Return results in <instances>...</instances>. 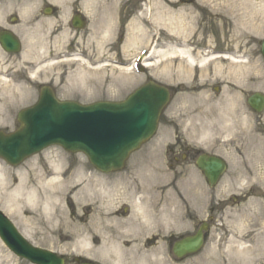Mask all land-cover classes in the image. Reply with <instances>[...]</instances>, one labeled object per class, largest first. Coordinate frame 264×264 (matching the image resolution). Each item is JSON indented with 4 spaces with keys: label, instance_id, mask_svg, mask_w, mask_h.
Wrapping results in <instances>:
<instances>
[{
    "label": "flooded vegetation",
    "instance_id": "flooded-vegetation-1",
    "mask_svg": "<svg viewBox=\"0 0 264 264\" xmlns=\"http://www.w3.org/2000/svg\"><path fill=\"white\" fill-rule=\"evenodd\" d=\"M106 4V0H0V124L16 129L17 112L39 98L44 46L47 57L58 61L70 57L100 61L106 24L114 21ZM46 12L53 16V29L44 41ZM118 25L116 44L121 45L120 19ZM230 58L237 63L231 69L223 61L220 68L188 72L195 78L220 77L212 85L166 86L169 102L160 150L151 146L152 150L135 151L140 156L117 172L86 168L83 223L88 260L250 264L255 247L251 238L258 233L260 219L264 247L262 112L256 114L248 103L249 57ZM203 92L213 100H197L195 95ZM177 94L179 113L170 108ZM219 162L224 165L220 173ZM219 191H227V197H218ZM199 230V249L177 258L175 243L199 236Z\"/></svg>",
    "mask_w": 264,
    "mask_h": 264
},
{
    "label": "rangeland",
    "instance_id": "rangeland-1",
    "mask_svg": "<svg viewBox=\"0 0 264 264\" xmlns=\"http://www.w3.org/2000/svg\"><path fill=\"white\" fill-rule=\"evenodd\" d=\"M108 1L111 2L108 4L109 7H113L115 13L116 8H125L131 3L132 18L130 22H132V24L131 27L129 25V28L127 27L123 29V32L124 38L130 36L129 40L132 42L126 44L121 55H119L117 51L115 54L114 48L110 49V43L108 41L106 45V64L108 63V65L106 66L105 64V66H101L97 69L88 70L83 68V65L77 63H74V66L70 67L65 66V69H62L63 67L61 68V65L58 67H54L53 65V68H45L43 73L44 80L50 82L53 86L54 83H52V80L56 83L61 82L63 84V88L59 90L61 95L65 97L75 96L77 91L73 89V87L79 85V81L82 80L89 82V91H91L90 94H87L85 91L83 95L80 96L82 99H90L91 96L97 95L98 98H104L107 100L120 99L142 84L148 76L160 83L169 82L171 84H176L177 81L183 80V76L179 74L178 68H180V70H187L189 68L184 66L186 64L182 63L180 59L172 58L168 60L169 62L167 63L163 60L155 67L146 68L144 70L145 73L139 75L129 69L128 62L136 54V51L132 53L130 47L136 39L138 41V33L134 27V22L137 23V20L142 18L139 13L144 11L146 4L149 3L156 4V17L162 25L164 23V27L159 26L152 21L147 22V25L144 27L152 36H158L157 32H162L159 40L161 48L165 47L166 42L175 45L182 44L186 41L189 48L194 47L193 45H197L194 52L200 51V53L213 48L228 49L233 50L234 52H236V49H239L240 51L238 53H243L242 50H244V52H248L250 56L251 90L253 91L255 88H258L262 89V92L264 93V59L259 52L260 42L264 39V0H232L233 10L231 11L219 6L222 0H192L189 3H187L188 1L182 3V0ZM175 22L179 23L183 29V33L180 34L179 32L181 29L177 28V38L175 36L176 34L170 31V24ZM259 26L262 27L258 29ZM48 27L49 24L47 25L44 21L43 28H46L47 30L49 29ZM167 34L170 35L168 41L164 40V37ZM112 58L124 62L122 66L119 65L120 68H122L121 70H116L114 68L117 64L110 62V59ZM168 65L169 70L167 69ZM226 65L229 67L233 64L229 62ZM62 70L65 72L61 73ZM128 73L131 74V76L127 75ZM63 75L66 76L64 79ZM81 78L83 79L81 80ZM214 80L216 79L210 78L207 81L212 83ZM103 81L105 83L104 87H102ZM55 87L57 88V86ZM177 98L178 96H176V99ZM163 121L164 119L162 117V125ZM262 123H264V111L262 112ZM142 150H147V148L144 147ZM46 154H48V157ZM49 160L57 161L62 168H69L70 171L75 173L72 184L74 185L76 193L74 195L70 194L64 196V191H59L60 197L57 201V204L59 205L58 219L51 223H44L43 226H45V228L38 230L30 220V218L34 216L32 210L33 206L30 205H24V214H8V216H10L22 233L25 232L24 229L26 228L28 232L26 238L32 244L50 249L58 254H63L67 257L66 264H75L72 262L73 256L86 255V238L82 215L84 199L82 181L84 177V169L89 165L86 157L80 153H70L64 151L58 146H52L31 157L16 168L11 169L3 167V171L5 172L4 175L6 179H15L16 173L23 174V177L36 176L41 170L48 168ZM79 171L82 172L81 178L78 174ZM6 187L7 181L3 185H0V207L5 210L7 202L6 198L2 196V193L6 192ZM18 220L22 221L23 225L21 223L18 224ZM24 221L28 223V227L25 226L26 222ZM66 230L70 233V239H60L61 233ZM44 240H48V243H45ZM77 241H82L79 248H76L73 245H67ZM260 243H262V239L260 240ZM255 248L257 249L251 248L250 250L252 256L258 257L264 254V247L262 250V245L260 247L256 245ZM0 250V255H8L6 262H3L4 258L0 259V264H30L12 254L1 243V241ZM252 263L264 264L255 258L252 259Z\"/></svg>",
    "mask_w": 264,
    "mask_h": 264
},
{
    "label": "water",
    "instance_id": "water-1",
    "mask_svg": "<svg viewBox=\"0 0 264 264\" xmlns=\"http://www.w3.org/2000/svg\"><path fill=\"white\" fill-rule=\"evenodd\" d=\"M260 52L264 56V40ZM165 102V89L152 82L122 102L89 105L58 102L51 90L44 89L36 105L19 113V130L0 135V156L18 164L48 145L59 144L69 151L83 152L99 169H118L128 153L154 132ZM251 103L263 107L264 96L253 95ZM0 238L15 254L33 263L63 264L55 254L30 245L1 211Z\"/></svg>",
    "mask_w": 264,
    "mask_h": 264
},
{
    "label": "bare ground",
    "instance_id": "bare-ground-1",
    "mask_svg": "<svg viewBox=\"0 0 264 264\" xmlns=\"http://www.w3.org/2000/svg\"><path fill=\"white\" fill-rule=\"evenodd\" d=\"M156 4H146L144 11H141L139 15L142 18L137 20V23L134 22V27L138 33V41L137 39L133 42V45L130 47L132 53L137 52L141 46H145L148 48L147 52L144 54L143 65L149 68L155 67L163 60L168 61L172 58H181V61L187 64L194 65L196 64L195 59L191 55L189 49L181 47L178 48L175 45H171L170 42L165 43V47L161 48V44L159 43L160 34L162 32H157L158 36H152L146 30L144 26L147 25V22L152 21L159 26L164 27L157 19V12H156ZM220 7L226 8L229 11L233 10V1L232 0H222L219 4ZM158 8V6H157ZM153 23V24H154ZM132 22L130 23L131 27ZM171 32H174L177 38V28H180V34L183 33L182 26L179 23H171ZM167 26V25H165ZM133 27V26H132ZM262 26H259L260 29ZM135 31V32H136ZM127 37L126 43L132 42ZM170 39V35L167 34L164 37V40L168 41ZM186 42V41H184ZM143 44V45H142ZM129 50V52H130ZM220 56L216 57H209L208 59L219 58ZM207 58H199L197 59V64L200 66H204L208 60ZM51 61H45L43 63V67H48L51 65ZM116 70H121L120 67H114ZM131 76V74H127ZM48 157V154H46ZM5 172L3 171L2 163L0 162V185H3L7 181L6 192L2 193V196L6 198L7 206H6V213L7 214H17V213H25L24 205L33 206V214L34 216L30 218L32 221L31 223L36 226L38 230L44 229V223H51L58 219L59 213V205L57 201L60 197L59 191H64V196L74 195L76 192L74 190V185L72 181L75 173L70 171L69 168H62L60 163L54 160H49L48 168L41 170L36 176L30 177H23V174L16 173L15 179L9 178L6 179ZM78 174L80 178L82 177V172L79 171ZM71 183V184H70ZM25 206V207H26ZM29 221V218H28ZM26 222V221H24ZM22 224V221L18 220V224ZM23 225V224H22ZM28 227V223L25 224ZM64 226V225H63ZM68 227L67 225H65ZM24 235L28 234L26 228L24 229ZM60 236V235H59ZM60 239L62 240H69L70 233L66 230L65 232L61 233ZM45 243H48V240H44ZM82 241H77L75 243L67 244L68 246H75L79 248ZM1 251V250H0ZM4 258L3 262H6V258L8 255H0V259ZM2 262V261H1Z\"/></svg>",
    "mask_w": 264,
    "mask_h": 264
}]
</instances>
